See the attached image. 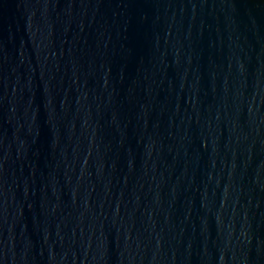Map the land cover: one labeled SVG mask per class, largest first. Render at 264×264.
I'll use <instances>...</instances> for the list:
<instances>
[{
    "label": "water",
    "instance_id": "water-1",
    "mask_svg": "<svg viewBox=\"0 0 264 264\" xmlns=\"http://www.w3.org/2000/svg\"><path fill=\"white\" fill-rule=\"evenodd\" d=\"M0 264H264V0H0Z\"/></svg>",
    "mask_w": 264,
    "mask_h": 264
}]
</instances>
